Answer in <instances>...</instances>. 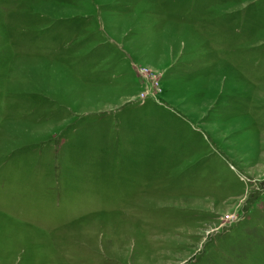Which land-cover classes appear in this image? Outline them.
Segmentation results:
<instances>
[{"label": "rangeland", "instance_id": "obj_1", "mask_svg": "<svg viewBox=\"0 0 264 264\" xmlns=\"http://www.w3.org/2000/svg\"><path fill=\"white\" fill-rule=\"evenodd\" d=\"M0 264H264V0H0Z\"/></svg>", "mask_w": 264, "mask_h": 264}]
</instances>
